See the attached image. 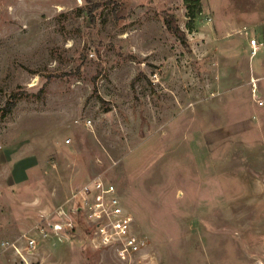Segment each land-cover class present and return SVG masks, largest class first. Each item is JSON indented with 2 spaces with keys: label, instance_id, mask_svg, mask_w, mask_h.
I'll return each mask as SVG.
<instances>
[{
  "label": "rangeland",
  "instance_id": "1",
  "mask_svg": "<svg viewBox=\"0 0 264 264\" xmlns=\"http://www.w3.org/2000/svg\"><path fill=\"white\" fill-rule=\"evenodd\" d=\"M200 1L0 0V264H127L70 209L98 175L155 264H264V0Z\"/></svg>",
  "mask_w": 264,
  "mask_h": 264
},
{
  "label": "built area",
  "instance_id": "2",
  "mask_svg": "<svg viewBox=\"0 0 264 264\" xmlns=\"http://www.w3.org/2000/svg\"><path fill=\"white\" fill-rule=\"evenodd\" d=\"M262 45L263 42L256 36L252 37L250 40L251 54L256 55ZM72 200L74 202L70 209L73 213L81 214L88 224L92 233V246L111 250L115 257L127 264H155L150 253L151 240L146 234L134 231L133 217L126 208L119 188L114 182L105 179L102 175L94 176L74 188ZM57 212L63 219L54 222L48 220L49 216L44 215L34 228L36 231L41 230L45 237L51 233V230L62 240L61 233L67 234L77 222L72 218L69 210L65 211L62 206L58 207ZM19 239L26 243V251L23 252L13 242L14 249L25 264H30L29 259L34 257L38 251V238L27 231L20 234L15 241Z\"/></svg>",
  "mask_w": 264,
  "mask_h": 264
},
{
  "label": "trees",
  "instance_id": "3",
  "mask_svg": "<svg viewBox=\"0 0 264 264\" xmlns=\"http://www.w3.org/2000/svg\"><path fill=\"white\" fill-rule=\"evenodd\" d=\"M90 1V0H89ZM185 2L188 4L189 6V17L190 19H194L196 17V15L202 11V7H201V1L200 0H185ZM190 26H192V24H189Z\"/></svg>",
  "mask_w": 264,
  "mask_h": 264
}]
</instances>
